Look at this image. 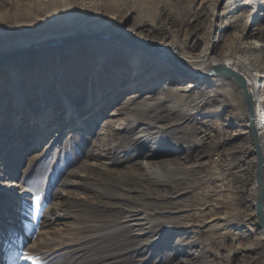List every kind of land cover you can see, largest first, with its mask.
Returning <instances> with one entry per match:
<instances>
[{
    "label": "rangeland",
    "instance_id": "374dc122",
    "mask_svg": "<svg viewBox=\"0 0 264 264\" xmlns=\"http://www.w3.org/2000/svg\"><path fill=\"white\" fill-rule=\"evenodd\" d=\"M245 1L250 0H0V49H6L12 45L19 47L28 40L68 33L74 28L91 31L96 25H110L120 27L123 31H131L143 23L144 26L138 27V32L149 34L155 41L170 42L178 53L194 55L202 47L209 46L210 42L215 41L213 57L221 58L225 54L233 53L243 56L236 48V39L247 18L252 21L250 29H254V32L260 31V41L264 42V9L258 11L255 6L250 5V7H239L231 11L233 7ZM51 5L57 7L56 14L53 16L48 11ZM227 11L232 14L220 17ZM124 39L120 38V41L123 42ZM116 40L119 41V38ZM126 41L136 43L134 39L126 38ZM149 48L152 51L155 50L151 46L147 49ZM51 56L50 60L42 66L43 68L36 59L23 66L18 65L23 68L21 69L22 78L19 81V88L15 87L14 93H10V89H7V75L19 69L16 70L14 67L5 74L2 72L6 67L0 66V101L7 99L3 104L0 102V131L8 127L9 129L22 128L20 131L14 130V136L9 135L12 130L0 133L2 134L0 189H3L5 184L16 182L20 176H23L22 186L32 193L25 198L32 202L9 198L5 194L0 195V264H70L74 260H77V263L94 264L93 257L103 252V249L96 248L100 245L95 244V241L99 240V235L125 227L121 222H109L108 217L106 218L114 211L100 212L98 211L100 209L91 211L87 207L80 206L84 205L81 199L84 193L89 195L88 189L82 187L81 189H61L60 187L64 174L71 168L76 169L77 163L85 158L83 151L90 148L87 142L83 143L85 140L79 139H76L74 144H65L68 134L79 133L77 132L79 123L70 122L68 132L66 131L48 149L45 156L34 161L30 157L24 162V159L32 152H41L45 146L52 144L51 139L56 133L54 130L58 126H67H63L66 122L65 116L80 112L82 115L86 114L83 112L86 111L83 104L86 99L83 96L75 98V95L81 93L80 86L83 90L91 87L90 79H86L84 85H81L79 79L73 77V74L66 76L68 77L66 82L61 83L60 79H57L61 73L59 71L63 68L71 66V70H77L80 61L76 65L74 63H72L74 65H68V62L79 55L63 57L64 59L56 62L53 61V53ZM79 58L81 60L83 57ZM95 59L93 55L86 61L94 62ZM165 61V65H168L171 60L167 58ZM260 67L264 70V65ZM115 69L113 66L112 68L107 66L101 69V75L107 77ZM122 69L126 71L124 77L115 75L110 78L113 80L110 84L119 80L121 85L128 81L129 67L120 65L118 70ZM92 72L88 70L87 73L90 76ZM184 74L187 75L186 72ZM154 75L156 77V74ZM159 77L161 79L159 83L170 82L167 76L161 77L160 74ZM186 79L192 80L189 76ZM213 79L214 77L206 79L204 85L200 86L203 88L200 93L190 94L194 101L189 105H194L201 100L210 108L207 115H203L204 111L201 108H188L191 110V118L197 119L198 123L199 121L210 123L208 127L207 125L200 127L201 131L207 133L202 142H197L192 147L184 144L170 152L171 155L164 152L166 155L155 160L160 162L157 166L162 170L165 165L167 168L173 167L167 172L157 173L156 177L159 180L170 181L175 188L155 185L146 180L142 186L151 192H145L144 196L133 195L139 201L137 206L126 205L133 210H139V217L145 220L142 222L147 223L145 227H148L141 233L142 235H134L135 242L155 241L152 247L145 248L135 257V260H145L144 264H182L180 260H187L190 264H264V241L257 227L255 206L252 203L256 188V157L250 134H242L246 130L245 106L233 82H226L218 88L217 82ZM183 82L177 84L182 86ZM39 85L43 91L40 92L41 96L37 89ZM50 87L56 90L57 97L62 96V98L56 99L54 96L55 100L48 103L43 95L49 96ZM126 88L122 86L120 92L111 97L113 100L106 107H102V112H94L92 118H89L91 121L86 120L84 116L82 118L84 123L81 121L80 123L85 125L93 123L96 119L101 122L111 111L108 109L120 104L125 95L131 92ZM260 89H264V81L260 82ZM69 93L74 94L73 97L66 96ZM101 93L104 94L100 92L95 95L97 97L94 98V95L90 97L93 100L98 99ZM11 98L20 102L21 107L14 109ZM178 100L180 99L170 95L168 99L160 103L161 116L166 119L158 121L155 126L161 127V134L166 138L172 134L168 127L183 122L179 121L177 110H175L177 108L175 104L180 102ZM28 106L31 108V115L22 116L19 118L20 121H13L14 116L11 113L21 112L29 108ZM70 111H72L71 114ZM141 127L144 126L140 125L139 129ZM24 129L27 130V134L22 133ZM41 129L45 130V133L39 141L32 143L26 139L22 140L24 136L29 139L36 134L38 139ZM29 134L32 136L30 137ZM80 136L91 137L86 131L80 133ZM11 143L16 147L7 154V162L2 156ZM119 156L118 160L120 162L121 159V162L113 166L116 172L133 170L140 176L143 174L148 162L144 159L145 153L142 154L143 157L138 158L136 154L129 156L119 154ZM127 159L130 160L126 161ZM47 161L55 164L56 167L49 174L37 177L35 179L38 180L34 181L35 169L39 164ZM161 161L166 162L163 164ZM10 166L13 167L12 172L2 182L1 178L6 176L4 169ZM158 171L161 170L158 169ZM90 176L91 179L75 178L73 181L82 182L89 188L109 178L108 174L97 168L93 169ZM106 187L109 189L110 185ZM130 187L139 188L136 183L121 184L114 187L113 193L116 194L118 191L125 194L123 190L118 189ZM155 189L165 190L160 191V194L166 199L154 202L153 198L159 195ZM58 191H61L60 198L53 202L51 195L54 196ZM66 191H72L74 196L67 198L61 195ZM36 195L41 198H36ZM52 205L54 209L48 218L47 209ZM76 214L80 218L88 214L95 215L99 217V221L108 222V229L101 230L98 234L84 233L82 236L85 238L78 243V249L75 250L74 246H66L55 254L58 257L50 261V257H47L49 244L53 243L54 248L56 247L54 243L57 241L68 242L70 234L75 232L72 227L75 226ZM125 234V232L118 233L114 238ZM51 239L54 240L50 241ZM193 241L197 243L194 246L191 243ZM134 244L137 243L132 242L129 245ZM191 252L194 255H189Z\"/></svg>",
    "mask_w": 264,
    "mask_h": 264
},
{
    "label": "bare ground",
    "instance_id": "6f19581e",
    "mask_svg": "<svg viewBox=\"0 0 264 264\" xmlns=\"http://www.w3.org/2000/svg\"><path fill=\"white\" fill-rule=\"evenodd\" d=\"M250 5L255 6V9L258 11H262L264 9V0L245 1L242 4L237 5V7H233L231 11L237 10L239 7H250ZM48 11L50 15L53 16L56 14L57 7L51 5V7L48 8ZM228 14H232V12L227 11L223 15H220V17H226ZM251 23V19L247 18L245 24L243 27H241L240 35L236 39V48L243 54V56L233 53L225 54L221 58L213 57L212 52L215 41L212 43L210 42L209 46L202 47V49L194 55L178 53L174 45L170 42L165 40L155 41L149 34H141L138 32V27L144 26L143 23L139 24L131 31H123L120 27L110 25H96L92 27L91 31L74 28L68 33L55 34L46 36L44 38L42 37L41 39L28 40L19 47L12 45L6 49H0V66L6 67L5 71L2 73L5 72L6 74V72L14 67L16 70L19 69V71L13 74L7 73L8 80L6 85L7 89H10V93H14L15 87L19 88V81L22 78L21 69H23L20 66H23L25 63H31L33 59H36L40 67L43 68L42 66L45 64V62L50 60V57H52V53L53 61L55 62L60 61L64 59L63 57L67 56L74 57L79 55V57H83L81 60L79 57H77L79 60L75 58L68 62V65H76L80 61L77 70H71V66L63 68L62 71H59L62 74L60 73L57 79H60L61 83L66 82L68 80V77L66 78V76L73 74V77L79 79L81 85H84L86 79H90L91 87L88 88V90H83L79 84L81 93L79 95H75V98H80L83 96L86 99V101L83 102L84 109L86 110L83 112L86 114L82 115V112L72 113V111H70L69 113L72 114L65 116L66 122L63 124V126L67 125L65 126L66 128L58 126V128L54 130L56 133L51 139L52 144L45 146L41 152H32L29 156H27V158L24 159V162L30 157L33 158L34 161L35 159H40L45 156L48 149L52 147L53 144L57 142V140L62 137L66 131L68 132L70 122H77L80 124L77 125L79 129L77 132L79 133L76 134L78 135L75 133L68 134L67 139H65V144H74L76 139H79L81 141L85 140L83 143L87 142L90 148L83 151V157L85 158L83 161H79V163H77L76 169L71 168L68 173L66 172L64 174V178L60 187L61 189H81V187L88 189L89 195L84 193V196L81 198L82 202H84V205H80L81 207H87L91 211L95 209H100L98 210L100 212L114 211L110 213V215L106 216V218L108 217V220H110L109 222H121L125 225V227H122L121 229L116 228L115 230H110L99 235V240L95 241V244L100 245L96 248L100 250L103 249V252L102 254L93 257L94 264L146 263L144 262L145 260H135V257L139 255V253L145 248L152 247L155 241L143 240L139 243L135 242L134 235H142L141 233L144 232L145 229H148V227H145L147 223L142 222L144 219L139 217L140 211L128 208L126 205L130 204L137 206L139 201H137L133 195L144 196L146 195L145 192H151L147 191L144 189V186H142V183H144L146 180H148L149 183H154L155 185L172 187V183H170V181L159 180L156 176L158 175L157 173L167 172L170 169H173V167L170 166L167 168L165 165L163 166L162 170L157 166V164L160 162L155 160L159 157H162L163 155H166V153L171 155L170 152H173V150L178 149V147L184 144L187 147L195 146L197 142L201 143L203 138L207 135V133H204V131L200 130V127H204L205 125L208 127L210 126V123L208 124L206 121H199L198 123L197 119L191 118V110L188 108H201L204 111L203 115H207L209 112L210 108L208 107V104L202 103L201 100L195 102L194 105H189L190 102L194 101L190 94L200 93L203 90V88H200V86L204 85V83L207 81L206 79L214 77L213 81L217 82L216 87L218 88L223 86L226 82H233L224 76H209L208 74L215 66L227 67L236 74L240 75L244 80L245 91L252 99L254 111L253 122L255 126L256 137L260 144V149L263 156L262 179L264 185V89H260V82L264 81V70L262 67H260L264 65V42L260 41V31L254 32V29H250ZM79 35L83 36L79 37ZM93 35H109L110 37L86 40V38H90ZM118 38L119 41L116 40ZM120 38H125V41H120ZM126 38L134 39L136 43H133V41H126ZM85 46H87L86 49H84ZM148 46L153 47L155 50L152 51L150 48L147 49ZM93 55L96 57L94 62L86 61L87 58L92 57ZM167 58H170L171 61L170 64L165 65V60H167ZM125 61L127 63H124ZM120 65L129 67V72L127 74L129 76L128 81L121 85L119 80L114 82V84H110L113 82V80L110 79L111 77L115 75L120 78L124 77V73L126 71L124 72V69L118 70ZM82 66H84V68H82ZM107 66L111 68L113 66L116 69L113 71V73L108 74L107 77H104V75H101V69H105ZM88 70L93 71L90 76L87 73ZM185 72L187 75L184 74ZM154 74H156V77H154ZM160 74L161 77L167 76L169 78L167 80L170 82L165 81L159 83L161 80L159 77ZM188 76L191 77L192 80H187L186 78ZM182 81H184L182 86H180L181 84H177ZM122 86H125V88L128 86L126 89L131 90V92L125 95L124 100L120 104L118 103L119 106L117 104L116 106H112L110 109H108L111 111L106 114V118L101 120V122H98L96 119V121L93 123L90 122L86 123L85 125L80 123V121L84 123V120L82 119L84 116L86 120L92 118L91 116H93L92 114L94 112L101 111L102 107H106L110 101L113 100L111 97L118 93ZM237 88L239 91L238 94L245 106L243 101V91L238 86ZM37 89H39L38 93L41 96L42 94L40 92H43L41 90V85H39ZM48 91L49 96H45V94L43 95V98H45L48 103H50L52 100H55L53 99L54 96L56 99L59 97L60 99L62 98V96L57 97L58 93H56V90L52 87H50ZM100 92H104V94L101 93V96L98 97V99L96 98L93 100V98L90 97L91 95H94L93 97L95 98L97 97L95 95ZM73 95L69 93L66 96L73 97ZM170 95L180 99L178 100L180 102L175 104L177 107L175 110H177V117L179 121L183 122L177 123L173 125V127H168V130H170L172 134L169 138H166V136H162L161 134V127L155 126V123L166 119V117L161 116L162 110L160 103L165 101V99H168ZM6 101L7 99L5 98L0 102L3 104ZM11 105L14 107V109L21 107L20 102L12 98ZM186 105L188 106L185 107ZM30 109L31 108L29 107L25 110H22L21 112L11 113L14 116L13 121H20L19 118L22 116L27 117L31 115L32 112ZM38 113L40 114V112ZM89 120L91 121V119ZM189 123L192 124L189 125ZM13 124L14 122L12 123V126ZM140 125H143L144 127L139 129ZM248 125L249 124L246 119V130L242 132V134H250ZM59 127L61 128L59 129ZM21 129L22 128H2L0 133H4L7 130H12L9 135L14 136L13 131H20ZM45 130L41 129L40 134H38L40 135L38 139H36L37 134L33 135V138L31 137L32 134H29L31 138L28 139L27 136H24L22 140L26 139V141L29 140L32 143H35L40 140L41 136L44 135ZM81 131H86L87 134L89 133V135H91V137L88 136L83 138L80 136V133H83ZM22 133L27 134V130L24 129ZM200 134L203 135L198 137ZM1 135L2 134H0V138L2 139ZM155 135L158 136L155 137ZM15 147L16 145L12 143L6 147L2 156L5 161L8 162L6 156L10 151L12 152ZM165 149L166 151H164ZM64 151L66 153V149ZM143 153H145L144 159L148 160V162L146 163V167L141 176L133 170H127L125 172H116L117 170H114L115 168L113 166L116 164L118 165L121 162V159L120 162L118 160L120 157L119 154L126 156L136 154L138 158L143 157ZM128 160L130 159H127L126 161ZM164 162L166 161H161L163 164ZM55 167V164L49 163L48 161L39 164L33 174L34 181L38 180L35 179L37 177H41L46 173L49 174L50 171ZM12 168L13 167L10 166L4 169L6 176L1 178L2 182H4L3 180L7 179L9 173L12 172ZM94 168L101 170V172H105L109 175V178L107 180H101L97 183V186L94 185L93 187L89 188H87L88 185H84L82 182L73 181L75 178L91 179L92 177L90 175ZM158 169L161 171H158ZM42 171L44 172L40 173ZM22 177L23 176H20L19 180L16 182L5 184V187L0 189V195L5 194V196L9 198H19L25 202H32V200L25 199L32 193L22 186ZM133 182H135L139 188H120L118 190H123L125 194L122 192L118 193V191L116 194L113 193L114 187H118L121 184L133 185L135 184ZM108 185H110L109 189L106 187ZM173 188H175V186L170 189ZM155 191L156 193H159V195L158 197L153 198L154 202H161L160 200L166 199L162 194H160V191L165 190L155 189ZM60 192L61 191H58L56 194H54V196L51 195L53 202H55L57 198H60ZM61 195L67 196V198H72V196H74L72 191H66L61 193ZM90 197L92 198L90 199ZM36 198L40 199L41 196L36 195ZM257 200L258 188L256 185L254 190V199L252 202L254 206H256ZM262 204L264 211V197ZM53 209V205L48 206V218H50L52 215L51 211ZM74 219L75 226L72 228L75 230V232L74 234H70L71 236L68 238V242L65 243L57 241L54 243V245H56L54 248L53 243L49 244L47 257H50V261H53L56 257H58L55 256V254L60 252V250L66 246H74L75 250L78 249V243H81V239L85 238L82 236L84 233L94 232L98 234L101 230L108 229L107 227L109 226L107 225L108 222L99 221V217L92 214H88L82 218L78 217L76 214ZM62 225L65 226L64 224ZM122 232H125L126 234L130 232L131 234L116 236L114 238L115 235ZM261 239H263L262 232ZM53 240L54 239H51L50 241ZM132 242L137 244L129 245ZM191 243H193V246L197 244L195 241ZM191 253H189V255H194L193 252ZM180 262L182 264H190V262L187 260H180ZM70 264L83 263H77V260H74ZM86 264L91 263L86 262Z\"/></svg>",
    "mask_w": 264,
    "mask_h": 264
},
{
    "label": "water",
    "instance_id": "95a60500",
    "mask_svg": "<svg viewBox=\"0 0 264 264\" xmlns=\"http://www.w3.org/2000/svg\"><path fill=\"white\" fill-rule=\"evenodd\" d=\"M108 36H91L90 38H86L89 40L93 39H99V38H108ZM209 76H224L230 80H232L240 89L243 91V101L245 103L246 107V119L248 122V130L251 135V141L252 145L254 147V155L256 157V172H255V178H256V185L258 188V200L255 206V214H256V220H257V227L262 232L263 240H264V211H263V197H264V185H263V179H262V172H263V156L260 149V144L258 142V139L256 137V131L255 126L253 122V102L251 97L246 93L244 88V80L243 78L233 72L231 69L227 67H220L215 66L211 70V72L208 74Z\"/></svg>",
    "mask_w": 264,
    "mask_h": 264
}]
</instances>
